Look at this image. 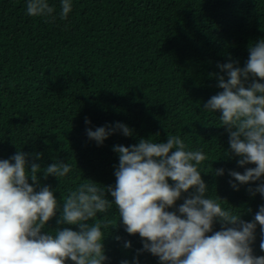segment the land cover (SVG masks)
I'll return each mask as SVG.
<instances>
[{
    "label": "trees",
    "instance_id": "obj_1",
    "mask_svg": "<svg viewBox=\"0 0 264 264\" xmlns=\"http://www.w3.org/2000/svg\"><path fill=\"white\" fill-rule=\"evenodd\" d=\"M47 2L55 20L27 15V0H0V160L17 151L30 154V162L42 169L40 185L50 186L62 208L63 199L85 180L114 187L119 163L114 146L179 135L188 150L207 157L198 166L206 195L220 197L223 209L252 221L264 197L248 193L255 184H238L239 191L230 186L228 171L245 169L230 155L221 113L203 106L222 91L214 74L226 73L217 65L231 58L243 67L249 45L264 39V0H71L66 20L59 16L62 0ZM117 122L133 135L117 132L102 146L86 135V128ZM57 161L69 163L72 171L60 181L44 179L43 168ZM221 168L224 175L216 176ZM106 198L114 203L110 194ZM107 215L119 223L115 204ZM59 216L58 211L45 233L55 234ZM102 231L106 264H133L134 258L160 264L147 252L137 257L141 238L126 233L122 221ZM260 239L257 226L256 256H264Z\"/></svg>",
    "mask_w": 264,
    "mask_h": 264
},
{
    "label": "clouds",
    "instance_id": "obj_2",
    "mask_svg": "<svg viewBox=\"0 0 264 264\" xmlns=\"http://www.w3.org/2000/svg\"><path fill=\"white\" fill-rule=\"evenodd\" d=\"M61 8L60 19L66 20L72 11L71 0H62ZM54 12L47 0H27L26 14L31 17L55 20ZM248 52L243 67L231 58L217 65L226 73V77L214 74L222 91L203 107L221 113L230 155L238 157L237 164L245 169L243 173L228 171L230 186L239 191L238 184H255L248 187V193L264 197V39L251 43ZM85 124L91 121L85 118ZM117 132L133 135L120 122L94 131L86 128L87 137L98 146ZM113 151L119 159L114 187H98L85 180L63 199L62 208L50 186L40 185L37 174L42 169L30 162V154L17 151L0 160V264H106L102 229L117 228L121 221L126 233L141 238L143 247L137 257L147 252L160 264H264V256L254 255L252 247L259 226V249L264 252V205L249 222L223 209L220 197L209 198L198 169L207 159L202 150H188L179 135L168 134L166 142L141 138L128 147L114 146ZM35 158L40 159V154ZM71 171L69 163L57 161L43 168V177L60 181ZM224 172L215 169L216 176ZM113 204L119 213L118 224L107 215ZM58 211L55 234L45 233ZM217 223L220 230L214 231ZM124 247L131 249L132 245L125 242ZM133 264H139L137 258Z\"/></svg>",
    "mask_w": 264,
    "mask_h": 264
}]
</instances>
